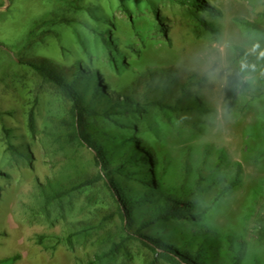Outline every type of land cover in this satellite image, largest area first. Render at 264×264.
I'll use <instances>...</instances> for the list:
<instances>
[{"label": "rangeland", "instance_id": "1", "mask_svg": "<svg viewBox=\"0 0 264 264\" xmlns=\"http://www.w3.org/2000/svg\"><path fill=\"white\" fill-rule=\"evenodd\" d=\"M207 1L220 12L219 17L203 14L218 27L216 39L196 32L189 6L173 0H0V263L13 259L7 264H89L107 251L111 239L118 241L121 220H103L114 208L102 187L52 202L42 194L48 183L66 186L77 174L94 173L95 167L88 151L50 137L68 116L67 105L18 64L39 59L64 76L77 64L97 71L116 95L140 101L172 102L186 85L211 111L186 116L198 128L169 123L152 112V129L144 128L142 139L155 152L168 185L190 183L204 158L213 166L219 153L224 156L221 172L226 181L233 165H242L240 187L214 204L219 189L202 197L203 207H210L205 223L244 242L245 264H264V241L258 238L264 209L253 196L264 180V156L255 158L264 149V139L255 136L264 129V96L250 101L247 94H238L264 89V67L242 73L238 87L233 88L231 80L242 61L234 47L257 58L252 46L264 43V35L246 31L236 21L264 30V0ZM106 32L111 38L105 44ZM29 38L33 43L28 47ZM118 54L125 57L121 71L115 68ZM211 69L222 76H213ZM185 103L193 102L186 98ZM31 109L34 134L27 126ZM97 129L111 131L102 123ZM8 143L16 152L8 150ZM143 170L151 171L146 166ZM223 251L227 252L225 244ZM228 257L225 254L221 261ZM151 258L149 249L133 243L114 258L94 264H147Z\"/></svg>", "mask_w": 264, "mask_h": 264}, {"label": "trees", "instance_id": "2", "mask_svg": "<svg viewBox=\"0 0 264 264\" xmlns=\"http://www.w3.org/2000/svg\"><path fill=\"white\" fill-rule=\"evenodd\" d=\"M173 1L189 6V15L195 22L196 32L214 39L219 36L218 27L203 17V14L220 16V12L209 1ZM236 22L246 31L264 35V30L256 24ZM161 33L166 36L165 30L161 29ZM109 38L110 33H103L102 41L105 44ZM32 43L33 38H29L26 46L29 47ZM108 47L115 48V45L110 44ZM234 50L241 60L255 64L256 68L264 67V60L255 58L245 49L236 46ZM124 60V55L116 56L117 71L124 70L126 63L121 64ZM18 64L32 72L42 85L58 93L67 105L68 116L56 124L57 132L50 133V137L56 142L70 143L85 149L95 167L94 173L77 174L66 186L55 187L48 183L42 189L47 202L59 200L85 188L100 186L111 199L114 208L103 220H114L116 217L121 220L118 241L111 239L107 251L96 255L94 263L114 258L133 243L151 251L152 258L147 264L246 263L244 242L233 236H224L205 223V215L210 207L204 208L202 202V197L215 189H219V192L212 204L240 187L243 181L242 165L235 163L233 175L226 181L221 172L225 164L224 156L219 153L218 161L213 166H208L204 158L190 183L181 182L179 187L168 185L159 171L155 152L142 139L144 128L152 129L148 122L152 112L169 123L175 120L192 130L198 128L186 116L192 113L206 115L211 111L200 99L189 93L186 85L180 87L178 97L172 102L162 98L140 101L131 96L116 95V89L108 85L99 72L87 71L80 64L67 77L43 60L24 59L19 60ZM170 81L173 83L175 80ZM246 90L239 91L238 94H247L250 101L264 96V89ZM186 98H191L193 103L186 104ZM101 123L108 124L111 131L100 133L97 124ZM27 126L30 133L34 134L36 120L33 109L28 113ZM255 136L264 139V129L257 131ZM8 150L16 152L9 143ZM207 154L209 151L205 149L204 157ZM19 156L23 158L25 155L20 153ZM263 156L264 149L257 151L255 158ZM144 166L151 170L150 173L143 170ZM187 173L185 170L183 177ZM253 196L256 202L262 201L264 209V180L254 189ZM258 238L264 241V224L259 228ZM66 241L72 245L70 237ZM223 243L227 246V252L223 251ZM225 254L229 257L226 261H221ZM12 261L13 259L5 260L0 264Z\"/></svg>", "mask_w": 264, "mask_h": 264}, {"label": "clouds", "instance_id": "3", "mask_svg": "<svg viewBox=\"0 0 264 264\" xmlns=\"http://www.w3.org/2000/svg\"><path fill=\"white\" fill-rule=\"evenodd\" d=\"M252 52L257 54V59L264 60V49H261L260 45L253 44L252 46ZM256 71V65L255 64H249L246 60H242L240 62L239 71L231 77L232 80V87H238L241 83L240 76L242 73L247 72H255ZM211 74L213 76H222V72L218 69H211ZM261 75H264V71L261 72ZM225 86L227 87V80H225Z\"/></svg>", "mask_w": 264, "mask_h": 264}]
</instances>
